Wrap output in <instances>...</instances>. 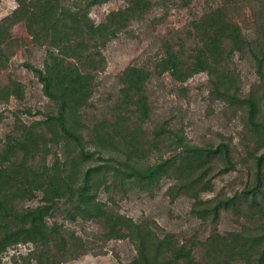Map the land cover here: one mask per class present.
I'll return each instance as SVG.
<instances>
[{"label":"trees","instance_id":"trees-1","mask_svg":"<svg viewBox=\"0 0 264 264\" xmlns=\"http://www.w3.org/2000/svg\"><path fill=\"white\" fill-rule=\"evenodd\" d=\"M15 1L0 20V72L25 42L42 51L41 67H22L41 86L47 111L31 121L16 118L0 137V260L27 247L12 264H65L128 241L134 256L122 264H264V0H205L180 31L163 38L152 66L129 64L117 76L115 98L91 117L107 45L153 8L161 22L201 0H126L97 24L91 10L111 0ZM17 24L26 38L11 34ZM238 64L253 70L256 87L246 90ZM165 74L181 85L206 76L208 98L240 117L242 164L227 142L193 144L166 120L151 129L146 86ZM12 98L22 101L24 86L9 77L0 102ZM233 173L238 187L204 198ZM164 187L170 203L190 202L191 217L208 229L203 237L160 234L153 221L116 210L119 201L155 198ZM223 212L234 216V230L217 229ZM76 224L96 226L97 240L70 228Z\"/></svg>","mask_w":264,"mask_h":264},{"label":"rangeland","instance_id":"rangeland-1","mask_svg":"<svg viewBox=\"0 0 264 264\" xmlns=\"http://www.w3.org/2000/svg\"><path fill=\"white\" fill-rule=\"evenodd\" d=\"M125 1L111 0L102 6L95 7L90 12V18L94 23H100L109 12L124 7ZM204 1L192 3L190 10L172 9L165 18H161L163 19L161 22H158L161 11L153 8L144 21L132 24L126 32L107 45L103 51L106 68L99 76L100 86L92 100L90 117L105 110L106 105L111 104L115 98L117 76L129 64L152 66L163 38L172 31H180L193 13L201 11ZM16 5L15 0H0V20L9 15ZM11 34L21 39L27 37L22 24L15 25ZM42 55V51L25 42L24 46L15 52L8 69L0 72V84H5L11 77L24 86L22 101L12 98L7 104L0 102V137L13 127L16 118L31 121L41 118L47 111V100L42 95L41 86L35 77L22 67L24 63L41 67ZM238 65L246 90L248 86L256 87L257 78L253 70L246 65ZM146 87L152 109L151 129L166 120L183 128L187 138L193 144L215 145L220 141L227 142L238 163L242 164L243 127L240 117L232 113L225 105L208 98L207 78L204 74L196 75L182 85L175 83L168 74H165L161 78L153 77ZM239 176V173H233L219 178L216 180L213 192L205 195L204 198L214 197L220 192L225 194L231 189L230 187H238L241 182ZM165 189L164 187L155 198L139 195L119 201L116 210L137 222L145 219L153 221L160 234L174 232L178 237L186 239L198 231L199 237H203L208 229L201 228L191 217L190 202L181 198L174 204L170 203L165 195ZM236 227L237 221L234 216L229 212H223L217 229L220 232H226ZM70 228L84 238L97 240L98 230L93 224L70 225ZM104 249L106 254L94 251L65 264H122L134 256L133 246L128 241L110 242L104 246ZM27 250V247L10 250L0 260V264H12V255L24 254Z\"/></svg>","mask_w":264,"mask_h":264}]
</instances>
